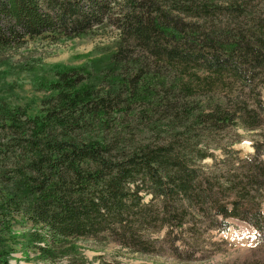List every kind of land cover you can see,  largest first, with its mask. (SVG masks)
<instances>
[{"label": "trees", "instance_id": "16d2710c", "mask_svg": "<svg viewBox=\"0 0 264 264\" xmlns=\"http://www.w3.org/2000/svg\"><path fill=\"white\" fill-rule=\"evenodd\" d=\"M240 9L230 0H0V52L105 28L116 36L82 65L33 72L43 93L34 112L0 88V264L18 250L86 264L76 243L86 237L148 255L164 243L191 260L233 218L264 244V140L241 156L239 134L218 136L264 125V17L213 21Z\"/></svg>", "mask_w": 264, "mask_h": 264}, {"label": "rangeland", "instance_id": "374dc122", "mask_svg": "<svg viewBox=\"0 0 264 264\" xmlns=\"http://www.w3.org/2000/svg\"><path fill=\"white\" fill-rule=\"evenodd\" d=\"M239 5L238 13L224 11L214 16L213 21L219 25L233 23L238 20L248 25L264 17V0H230ZM115 31L111 28L99 30L94 37L88 39H65L52 43L42 39H30L21 47H15L0 52V88L10 85L12 92L6 94L13 100V104H21L34 112L38 109V100L43 95L34 91L31 86L32 73L40 69L41 65L61 63L65 65H82L88 60L87 54L95 47H107L108 51L115 41ZM174 77L171 73H167ZM217 95L218 87L213 90ZM211 95L196 97L195 102L206 103ZM240 135V141L233 144V148L239 150L241 156L254 151L253 143L264 140V125L255 130H243L238 127L228 129L227 133L218 136L236 139ZM219 153L218 150L214 151ZM207 161H210L207 159ZM264 212V200L262 202ZM230 226L226 231H211L203 238V250L197 251L191 260H181L173 255L164 243L160 246L159 255H148L133 252L128 248L120 247L115 242L99 243L90 237L77 238L76 243L80 247L86 264H99L101 260L120 264H257L264 258V244L255 241L254 228L239 219H230ZM22 230L21 226H17ZM162 237L164 230L159 232ZM61 264H66L61 261ZM9 264H50L41 260H26L22 251L13 253Z\"/></svg>", "mask_w": 264, "mask_h": 264}]
</instances>
